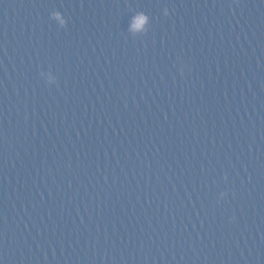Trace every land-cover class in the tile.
<instances>
[{"label": "clouds", "instance_id": "1", "mask_svg": "<svg viewBox=\"0 0 264 264\" xmlns=\"http://www.w3.org/2000/svg\"><path fill=\"white\" fill-rule=\"evenodd\" d=\"M55 18H57V19L60 18V17H59V13H56V14H55ZM146 19H147V17L144 16L143 14L137 16V17L135 18V22H134V24H133V28H134V29H139V28H140V27L146 22ZM61 24H63V21H62V20H61Z\"/></svg>", "mask_w": 264, "mask_h": 264}]
</instances>
